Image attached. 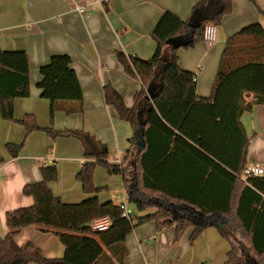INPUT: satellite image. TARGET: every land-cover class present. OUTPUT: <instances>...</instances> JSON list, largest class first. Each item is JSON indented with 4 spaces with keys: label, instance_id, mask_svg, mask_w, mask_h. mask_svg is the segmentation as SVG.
<instances>
[{
    "label": "trees",
    "instance_id": "trees-1",
    "mask_svg": "<svg viewBox=\"0 0 264 264\" xmlns=\"http://www.w3.org/2000/svg\"><path fill=\"white\" fill-rule=\"evenodd\" d=\"M100 2L107 11L109 0ZM231 10V0H201L194 7L192 16L202 12L205 17L199 18L195 27L165 11L151 34L156 49L150 58L116 53L124 73L138 79L142 85L135 95V103L151 93L156 77L160 81L152 96L151 107L144 111L143 121L137 104L127 107L123 97L111 85L103 87L106 105L111 106L120 120L127 122L134 132L130 142H135L138 133L143 139L144 147L135 158L128 150L120 165L109 164L107 146L82 130L58 132L51 127L41 128L30 114L15 120L14 99L30 95L28 55L25 51L0 52L1 120L21 126L25 130V138L33 132L43 131L52 139L73 135L81 140L85 162L75 179L88 196L76 204L62 202L49 188V184L58 179L57 168L54 165L40 167V181L26 184L21 190L24 196L32 198V205L4 215L7 233L0 239V264H122L127 255V237L135 227L148 222H152L157 230L174 224L175 239L188 227H193L190 242L206 227L215 226L230 243V263L250 264L246 254L251 251L255 264H264V177L239 178L246 166L243 164V148L249 143L240 117L253 106L264 105V28L252 24L226 40L208 98L196 97L195 75L179 66V47L172 48L168 57L163 55V47L168 40L188 33H191L190 39L182 47H193L201 41L206 25L217 27ZM71 64L67 55H54L39 69L41 80L37 88L40 97L50 104L51 120L58 109L64 108L60 104L73 103L74 107L68 111H81L82 90ZM249 96H252L251 102L246 101ZM227 131L231 140L235 132L240 135V158L237 154L236 165L224 162L231 174H225L229 191L223 196V204H210V174H195V189L192 194H187L185 189L174 185V180H158V174L150 173L157 166V162L153 164L150 161L149 153L154 138H168L173 140V144L183 142L200 157L210 160V155L219 158L213 143L223 138ZM23 145L24 142L6 144L5 150L11 158H16ZM2 162L0 158V164ZM97 167H102L109 175L121 176L128 203L134 205L136 211L154 209L153 212L142 216L134 214L130 222L122 217L118 206L110 201L100 202L97 194L104 188L93 184ZM130 168H134L135 174ZM184 208L200 213L204 218L203 224L193 225L181 211ZM105 217L111 220V226L103 232L93 231L91 223ZM217 220L222 225H218ZM29 226L41 233L54 234L65 249L63 258L47 259L32 243L17 245L15 237L21 229Z\"/></svg>",
    "mask_w": 264,
    "mask_h": 264
},
{
    "label": "crops",
    "instance_id": "crops-1",
    "mask_svg": "<svg viewBox=\"0 0 264 264\" xmlns=\"http://www.w3.org/2000/svg\"><path fill=\"white\" fill-rule=\"evenodd\" d=\"M200 1L109 0L108 10L105 11L100 0H0V52L25 51L28 55L30 95L28 98L14 99V119L20 120L24 115L30 114L41 128L52 127L58 132L82 130L107 146V161L112 165L122 164L128 150L131 152L130 156L135 158L144 147L143 139L138 133L135 142H130L134 132L127 122L120 120L111 106L106 105L103 87L111 85L123 97L127 107L137 104L143 121L144 111L151 107L152 96L158 90L160 81L156 77L151 93L148 92L135 103V95L142 85L138 79L124 73L116 59V53L119 51L126 56L150 58L156 49V42L151 34L162 13L170 11L191 25L205 17L202 12L195 17L188 15ZM242 2L248 3V0ZM253 3L252 9L248 7L245 12H238L237 17L241 18H238L234 29L226 28V22L235 19L231 18L232 15L225 17L224 29L221 26L223 31L219 30L221 27H217L216 46L208 47L214 48L210 53L197 58L198 64H204L203 68L191 58V52L179 51L185 49L183 45L178 48L179 66L195 75V94L198 99L211 95L214 73H217L226 40L247 24L260 23L264 28V0H253ZM232 26L233 23L230 27ZM190 34L173 40L185 44L189 41ZM172 48L169 44L164 45V57H168ZM54 55H67L70 58L82 90V107L81 111L70 112L68 110L75 104H60L64 108L58 109L51 120L50 104L40 97L37 84L41 80L40 67L46 65ZM251 100L252 96L246 99L247 102ZM240 122L245 137L249 138L248 147L244 145L243 148V164L257 162L264 169V105L253 106L250 111L244 112ZM22 142L24 145L18 156L11 158L5 145ZM82 147L81 140L73 135H61L52 139L42 132H35L25 139V131L21 126L0 118V158L3 160L0 164V239L7 233L5 213L32 205V198L24 196L21 190L26 184L40 181V167L54 165L57 168L59 178L50 183L49 188L62 202L76 204L88 197L82 193L75 179L85 162ZM213 147L221 160L212 155L210 160L200 157L198 152L183 142L173 144V140L156 137L149 153L150 161L153 164L157 162V166L150 173L158 174V180H174V185L185 189L187 194H192L195 189V174H210V204H223V196L229 191L225 174H231L224 162L236 165L237 154L240 158V135L235 132L231 140L227 131L223 138L214 141ZM130 163L133 167L132 159ZM62 174L65 176L61 177ZM169 174H172V178H169ZM120 178L121 176H111L95 183V187L105 188L97 194L100 202L110 201L116 206L123 201L128 203L124 186L122 184L120 187L118 182ZM113 185L117 186L116 191L122 193L116 194L119 201L117 203L111 199L113 193L110 190ZM236 201L237 194L234 206ZM181 211L193 225L203 224L204 218L200 213L188 208ZM217 221L218 225H222L221 221ZM170 224L161 230H157L154 224V228L146 227L148 240H154L151 246L154 255L169 248L171 256H167L168 264H179L182 259L183 264H228L230 243L220 235L215 226L203 229L190 245L187 242H175V231H172L175 225ZM154 232L157 233V239ZM137 233V240L145 237ZM15 242L19 246L32 243L47 259H61L64 256L65 249L54 234L41 233L32 226L21 229ZM138 243L141 244V241L138 240ZM179 244H182V250ZM126 246L128 250V239ZM144 248L148 249V246ZM185 252L188 253L187 257L181 258ZM246 256L250 264H255L251 251H247ZM151 258L144 264H152L149 263Z\"/></svg>",
    "mask_w": 264,
    "mask_h": 264
},
{
    "label": "rangeland",
    "instance_id": "rangeland-1",
    "mask_svg": "<svg viewBox=\"0 0 264 264\" xmlns=\"http://www.w3.org/2000/svg\"><path fill=\"white\" fill-rule=\"evenodd\" d=\"M231 3H232V10H231V12L229 13V14H226V15H224L223 17H222V19H221V22H220V24L217 26L218 28H220L221 26L223 27V29H224V20L226 19V18H229V16L228 15H232L233 17H231V18H235V19H233V20H230V21H227L226 22V28L227 29H234L235 28V26L237 25V22H238V18H241V17H237V14H238V12L240 11V12H245L246 10V8H248V7H250L251 9H252V6L254 7V3L253 2H251V0H248V3H250V4H248V3H243L242 2V0H231ZM244 8V9H243ZM191 12H188V15H192L193 14V12L190 14ZM226 17V18H225ZM233 23V26H232V28L230 27V25ZM257 24V23H256ZM248 25H250V24H247L246 26H248ZM259 25H261L260 23H259ZM246 26H244V27H246ZM262 26V25H261ZM217 27L215 28V30L217 29ZM222 27L219 29V30H222L223 31V29H222ZM242 28H243V26H242ZM218 31V30H217ZM216 37H217V35H216ZM217 43H220V42H217ZM216 46V42H215V44H214V47ZM200 47V48H199ZM213 47V48H214ZM213 48H208L207 46H206V44L202 41V39H201V41H199V42H196L195 44H194V46L193 47H191V48H187V49H179V51H182V52H191V58L194 60V61H196V63L198 64L199 62L197 61V58H198V56L200 55V56H202L203 54H208V53H210V51H212V49ZM194 52V53H193ZM198 66L200 67H204V64L202 63V62H200V64H198ZM197 67V66H196ZM218 67V66H217ZM215 75H216V73H214V79H213V81H212V85H213V83H214V80H215ZM211 88H212V86H211ZM38 125V124H37ZM52 128V127H51ZM52 129H54V128H52ZM25 131V130H24ZM38 132H42V133H44V134H46L45 132H43V131H38ZM33 133H35V132H33ZM32 134V133H31ZM47 136V135H46ZM27 138V137H26ZM25 138V139H26ZM22 150V149H21ZM133 165H134V163H133ZM131 169V171H132V174H135V170H134V168H130ZM65 176V174H62L61 175V177H64ZM111 176H115V175H109L108 173H107V171L105 170V169H103L102 167H97L96 169H95V174H94V179H93V184H94V186H95V183H98L99 181H105L106 179H109V178H111ZM58 178H59V174H58ZM118 178V177H117ZM60 182V181H59ZM119 184H120V187L122 186V179L120 178L119 179ZM117 186L116 185H113V188L110 190V191H112V193H113V195H111V199H112V201L114 202V203H117V202H119L118 200H117V198H116V194H118L119 192L118 191H116V190H118L117 188H116ZM105 189V188H104ZM114 191V192H113ZM125 192V191H124ZM83 193V192H82ZM84 194V193H83ZM119 194H122V193H119ZM85 195V194H84ZM148 196V198L150 197V195L148 194L147 195ZM127 205H128V207L133 211V213L135 214V215H137V216H142V215H146V214H149V213H152L153 212V210L154 209H149V210H147V211H144V212H138V211H136V209H135V207H134V205H132V204H130V203H127ZM150 227V226H152L153 228H154V225L152 224V223H144L143 225H140L138 228H140V229H138V228H135L133 231H132V233L127 237V239H128V241H129V245H130V247L128 248V252H127V255H126V257L124 258V260H125V262L124 263H122V264H144V263H147V260H149V258H151V256L153 257V258H151L150 259V261H149V263H152V264H168V258L169 257H167V256H171V254H169V251H170V249L169 248H166L165 250H162V252H160V254L158 255V254H156V255H154V250H151V246H152V243L154 242V240H148V236H146L148 233H147V230H146V227ZM174 228H175V226H174ZM172 231L174 232V229H172ZM136 232H138L137 234L139 235V234H141V237H143V235H145V237H143V238H139L138 240H140L141 241V244H139L138 243V240L136 239V237L135 236H137L135 233ZM191 233H192V227H188L183 233H182V235L180 236V237H178L177 239H175V233H174V240H175V242H187V243H189L190 245H192L193 244V242L194 241H192V242H190V235H191ZM154 236H156V239H157V233L156 232H154ZM151 238V237H150ZM142 239V240H141ZM143 241V242H142ZM242 242H246V240H244V239H242ZM170 244V246H171V243H169ZM144 246H148V249H146V248H144ZM179 246H180V248H181V250L183 249V246H182V244H179ZM126 248H127V246H126ZM166 254H168V255H166ZM173 255V254H172ZM187 255H188V253L187 252H185V253H183L180 257L181 258H186L187 257ZM159 256H160V258H159ZM165 257H166V259H165ZM163 259H164V262H163ZM123 260V261H124ZM228 262V264H232V263H230L229 262V260L227 261ZM179 264H183V259L180 261V263Z\"/></svg>",
    "mask_w": 264,
    "mask_h": 264
},
{
    "label": "built area",
    "instance_id": "built-area-1",
    "mask_svg": "<svg viewBox=\"0 0 264 264\" xmlns=\"http://www.w3.org/2000/svg\"><path fill=\"white\" fill-rule=\"evenodd\" d=\"M202 41L206 44L207 47H212L216 41V30L213 25H206L202 32ZM264 176L263 167L257 162H247L244 170L240 174L239 178L245 180L246 178L258 177L261 178ZM121 215L123 218L132 222L134 219L133 211L128 207L126 201H123L118 205ZM91 229L95 232H103L111 226V220L107 217L99 218L94 220L91 223Z\"/></svg>",
    "mask_w": 264,
    "mask_h": 264
},
{
    "label": "water",
    "instance_id": "water-1",
    "mask_svg": "<svg viewBox=\"0 0 264 264\" xmlns=\"http://www.w3.org/2000/svg\"><path fill=\"white\" fill-rule=\"evenodd\" d=\"M191 27H195L196 26V23H192L191 25H190ZM166 44H169V45H171L173 48H178V47H180L181 45H184V44H181V42H176L175 40H173V39H170V40H168L167 42H166ZM169 222L171 221V220H168Z\"/></svg>",
    "mask_w": 264,
    "mask_h": 264
}]
</instances>
